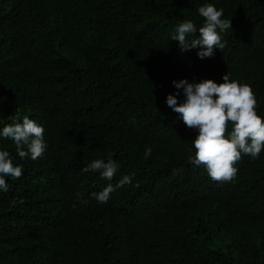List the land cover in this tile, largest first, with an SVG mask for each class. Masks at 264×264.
<instances>
[{"label": "trees", "instance_id": "16d2710c", "mask_svg": "<svg viewBox=\"0 0 264 264\" xmlns=\"http://www.w3.org/2000/svg\"><path fill=\"white\" fill-rule=\"evenodd\" d=\"M206 3L231 29L201 60L170 35L202 26ZM226 72L264 119V0H0V130L28 116L46 144L22 160L0 137L23 169L0 189V264H264V151L215 182L189 163L196 130L166 105L184 99L173 81ZM96 159L116 162L111 181L85 170ZM125 176L107 203L92 196Z\"/></svg>", "mask_w": 264, "mask_h": 264}, {"label": "clouds", "instance_id": "9594fccd", "mask_svg": "<svg viewBox=\"0 0 264 264\" xmlns=\"http://www.w3.org/2000/svg\"><path fill=\"white\" fill-rule=\"evenodd\" d=\"M203 24L198 29L191 20L179 23L170 35L171 40L178 42L181 51L200 47L199 59L211 58L214 50H222L227 42L222 33L231 29V20L224 19L223 9L206 3L197 9ZM199 33L198 37L196 33ZM189 36H193L191 40ZM223 83L211 79L188 82L186 79L173 81L174 87L183 92V101H177L176 95L166 96V105L178 113L189 129H195L197 135L191 141L192 154L189 163L202 167L208 177L221 183L234 181L238 169L235 166L243 156L258 159L264 151V119L257 114L258 102L255 93L248 84L230 79L226 72ZM12 122L3 126L0 137L11 139L17 155L23 160L30 157L35 161L42 158L46 149L44 128L28 116L11 117ZM152 149H145V159L151 156ZM114 160H93L86 171L98 172L101 179L111 181L116 172ZM23 169L13 163L10 153L0 150V189L7 192L5 177L19 179ZM130 177H123L114 187L109 183L102 191L92 193L100 203H107L110 194L125 183ZM86 203V201H85Z\"/></svg>", "mask_w": 264, "mask_h": 264}]
</instances>
